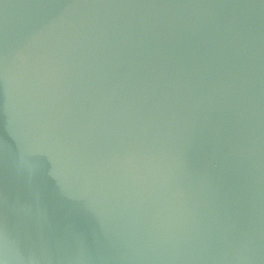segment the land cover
<instances>
[{
    "label": "water",
    "instance_id": "95a60500",
    "mask_svg": "<svg viewBox=\"0 0 264 264\" xmlns=\"http://www.w3.org/2000/svg\"><path fill=\"white\" fill-rule=\"evenodd\" d=\"M0 264H264V0H0Z\"/></svg>",
    "mask_w": 264,
    "mask_h": 264
}]
</instances>
